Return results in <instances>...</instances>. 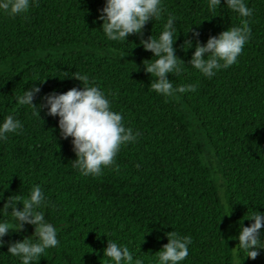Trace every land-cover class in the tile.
<instances>
[{"label": "trees", "instance_id": "16d2710c", "mask_svg": "<svg viewBox=\"0 0 264 264\" xmlns=\"http://www.w3.org/2000/svg\"><path fill=\"white\" fill-rule=\"evenodd\" d=\"M244 2L251 17L223 0L215 10L207 0H162L160 19L148 21L142 37L121 42L99 30L104 0H35L22 16L0 14V120L12 115L22 124L0 140V207L10 195L22 201L33 185L41 187L48 204L40 211L59 243L36 264H111L102 253L107 239L157 264L171 231L191 237L181 264H264V251L249 259L233 249L239 223L249 226L254 210L264 212V0ZM169 15L177 27L174 54L186 66L167 77L173 87L193 84L195 91L164 97L148 91L153 78L143 63L152 54L139 39L155 38ZM242 20L250 35L236 63L212 78L190 68L197 39L203 45ZM187 40L193 47L185 50ZM73 74L87 76L125 127L139 132L97 177L72 168L71 137L60 138L58 117L14 101L33 85L40 89L34 105L53 91L79 89ZM26 236L21 230L3 237L0 264H19L7 243Z\"/></svg>", "mask_w": 264, "mask_h": 264}, {"label": "clouds", "instance_id": "9594fccd", "mask_svg": "<svg viewBox=\"0 0 264 264\" xmlns=\"http://www.w3.org/2000/svg\"><path fill=\"white\" fill-rule=\"evenodd\" d=\"M34 3L35 0H0V14L22 16ZM220 5L221 0H207L209 10H215ZM223 6L242 18L252 15V9L246 6L244 0H223ZM161 12L162 0H104L96 19L101 21L99 30L107 40L121 42L132 34L142 37L143 26L148 21L159 20ZM174 20L169 15L162 31L155 38L150 35L147 39H139V45L152 54V58L145 60L150 62L143 63L144 72L153 78L148 91L164 97L195 91L193 84L173 87L167 77V74H179L186 66L174 54L173 45L177 38V35L174 36L177 33ZM249 35L247 24L242 20L239 26L227 27L216 36H209L203 45L197 39L187 64L203 77L212 78L218 71L236 63ZM193 36L198 37V33L193 32ZM182 47L187 50L193 47V43L187 40ZM71 76L81 82L79 89L72 87L63 93L53 91L42 97L43 104L34 105L33 97L40 89L33 85L16 95L14 101L20 106L38 107V112L46 107L47 115L58 117L60 138L71 137L70 143L75 155L71 161L72 168L82 176L97 177L103 168L114 165V158L122 147L136 142L139 132L125 127L122 114L112 110L105 93L90 84L87 76ZM21 128V122L12 115L3 117L0 120V140L7 139V134L17 133ZM0 199H3V193H0ZM17 202L21 204L19 209L16 207ZM47 204L41 187L33 185L22 201L19 195H10L0 207V217L6 218L0 219V247L6 243L3 239L5 235L20 232L25 225L33 227L30 236L7 243V254L18 258L19 264H36L46 249L55 248L59 243L55 227L45 220L40 211ZM246 219L252 222L249 226H243L242 221L239 223L238 235L235 237L238 242L233 249L242 250L244 258L255 259L258 250L264 251V212L254 210ZM165 236L167 243L156 252L157 264H181L188 256L191 237L180 236L172 231L165 233ZM102 253L111 264H144L139 255L134 258V253L127 246L109 239Z\"/></svg>", "mask_w": 264, "mask_h": 264}, {"label": "rangeland", "instance_id": "374dc122", "mask_svg": "<svg viewBox=\"0 0 264 264\" xmlns=\"http://www.w3.org/2000/svg\"><path fill=\"white\" fill-rule=\"evenodd\" d=\"M42 214L44 215V211H41ZM9 223H11V221L9 220ZM22 231L26 232L27 234H32L33 232V227L30 225H25L24 228L22 229Z\"/></svg>", "mask_w": 264, "mask_h": 264}]
</instances>
